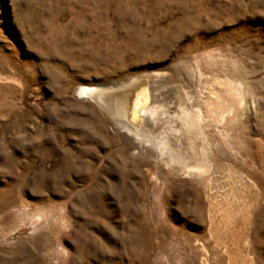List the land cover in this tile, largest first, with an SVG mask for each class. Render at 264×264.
<instances>
[{
	"label": "rangeland",
	"instance_id": "rangeland-1",
	"mask_svg": "<svg viewBox=\"0 0 264 264\" xmlns=\"http://www.w3.org/2000/svg\"><path fill=\"white\" fill-rule=\"evenodd\" d=\"M155 75L133 154L76 92ZM0 264H264V0H0Z\"/></svg>",
	"mask_w": 264,
	"mask_h": 264
},
{
	"label": "bare ground",
	"instance_id": "bare-ground-1",
	"mask_svg": "<svg viewBox=\"0 0 264 264\" xmlns=\"http://www.w3.org/2000/svg\"><path fill=\"white\" fill-rule=\"evenodd\" d=\"M150 79L151 80H148L146 82V79L142 78L131 84H127L128 82H124V83L120 82L110 87L112 90L109 92H106L102 88L96 87L93 84H88V85L82 86L76 92L77 97L88 98L96 102L97 104H99L103 108V110H105L110 116L113 117L118 127L119 126L123 127L122 134L128 141L130 148L133 151V154L134 152H137L139 154H142V153L145 154L147 153L148 150H150L149 148L151 146L150 145L151 140H149L150 139L149 137H151L152 133H154V131L156 130L158 126H160L161 124L165 122L166 117H167L166 112L162 109L160 105L154 104V102H151L152 100H155V97H156L154 96L155 94L153 95V97L148 103L146 104L143 103L144 105L141 104L143 100L141 102L139 100V99H145L146 101V98H145L147 95L146 93L148 92L149 89L152 91V89L156 86L158 82L157 75H155L153 78H150ZM114 87H118V88L115 89ZM223 97L221 95L218 96V99L214 102L216 107L220 108V107H224L228 105L226 104L225 98ZM238 100L239 99H237V101ZM209 103L212 104V102L210 101ZM203 106H204L203 107L204 109L196 110V111L188 110V107L187 108L185 107L182 111L183 120L185 121L183 123L189 125V127L193 129L192 127L194 125L191 123L195 120H201L203 118V115L204 116L207 115V101L203 104ZM120 116H123V118H120ZM190 124L192 126H190ZM163 134H164V130L163 132H161V135ZM155 137L157 138V136ZM166 141L168 140L164 139L162 142L160 141L161 142L159 143L160 145L157 146L158 153L156 156L160 159L163 158L164 152L168 150L167 146L169 145L166 146L165 144ZM168 160H170V158H168Z\"/></svg>",
	"mask_w": 264,
	"mask_h": 264
}]
</instances>
